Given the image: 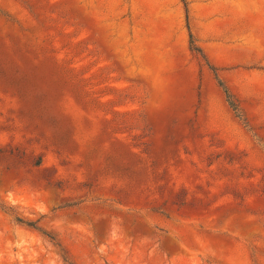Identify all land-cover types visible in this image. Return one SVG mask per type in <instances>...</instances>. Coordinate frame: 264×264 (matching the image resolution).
<instances>
[{
	"label": "rangeland",
	"instance_id": "1",
	"mask_svg": "<svg viewBox=\"0 0 264 264\" xmlns=\"http://www.w3.org/2000/svg\"><path fill=\"white\" fill-rule=\"evenodd\" d=\"M0 264H264V0H0Z\"/></svg>",
	"mask_w": 264,
	"mask_h": 264
},
{
	"label": "trees",
	"instance_id": "2",
	"mask_svg": "<svg viewBox=\"0 0 264 264\" xmlns=\"http://www.w3.org/2000/svg\"><path fill=\"white\" fill-rule=\"evenodd\" d=\"M16 222L19 223V224H21V225H23V226H25V227H27V228L34 229V230H38V229L35 227V223H32V222H23V221H21L20 219H17ZM43 235H44L46 238L50 239L51 241H54L53 237H51V236H49V235H47V234H44V233H43Z\"/></svg>",
	"mask_w": 264,
	"mask_h": 264
}]
</instances>
